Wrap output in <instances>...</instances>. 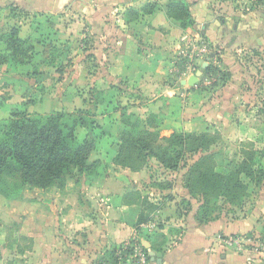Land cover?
I'll return each instance as SVG.
<instances>
[{
	"label": "crops",
	"instance_id": "crops-1",
	"mask_svg": "<svg viewBox=\"0 0 264 264\" xmlns=\"http://www.w3.org/2000/svg\"><path fill=\"white\" fill-rule=\"evenodd\" d=\"M186 1L194 22L181 28L166 14L168 0H0V28L4 27L3 32H7V28L15 26L28 46V37L22 32L24 26L28 27L23 24L27 19L23 18L43 20L47 16L56 22L64 21L66 25L60 30L77 36L65 44L76 46L78 52L85 50V55L70 56L72 60L80 56L97 63L91 71L94 75L91 87L105 90L109 95L121 82L136 91L152 94L149 105L152 109L144 110L156 118L160 114L162 136L175 131L199 134L210 131L208 127L212 124L219 128L227 123V109L232 102L220 95L228 83L209 101L203 98L208 91L194 89L196 86L183 82L192 75L189 65L198 62L201 73L206 72L216 56L207 51L209 43L211 46L222 44L227 50L244 47L246 41L232 37V34L239 37L236 34L243 32L242 25L234 27L232 34L227 32V20L219 22L203 3L206 0ZM146 3H156L152 13L143 12L141 7ZM130 9L136 13H130ZM201 27L203 33L197 30ZM203 34L206 42L202 40ZM191 38L195 44L189 42ZM259 45L264 48V41ZM32 52L33 49L28 53L29 59L22 60L31 62ZM203 53L207 54L205 58ZM186 54L189 61H177V57L185 58ZM220 61H217V70H223ZM181 73L190 74L184 80L185 76H177ZM166 106L170 111L162 115ZM109 126L103 127L107 133L102 138H92L96 140V147L90 161L98 162L95 171L81 174L82 180L67 181V178L62 187L52 186L43 192L46 195L43 203H56L55 221L45 214L46 227L39 233L37 221L31 219L34 230L28 231L30 247L20 253L23 256L28 253L25 263L113 264L110 261L113 258L119 264L117 252L126 244L122 252L141 250L145 255L144 264H257V259L250 257L255 256L253 252L235 251L224 242L227 237L257 231L255 216L263 206L252 205L246 216L236 218L221 211L214 213L213 209L208 218H203L200 215L202 198L190 196L184 187L187 165L176 170L166 169L158 161L138 170L116 165L113 159L118 152L119 132L125 125L120 119H113ZM150 165L163 173L157 184L153 183L155 176ZM148 204L156 206L150 213ZM29 206L33 208L36 204L31 202ZM142 213L146 220L139 221Z\"/></svg>",
	"mask_w": 264,
	"mask_h": 264
},
{
	"label": "rangeland",
	"instance_id": "rangeland-1",
	"mask_svg": "<svg viewBox=\"0 0 264 264\" xmlns=\"http://www.w3.org/2000/svg\"><path fill=\"white\" fill-rule=\"evenodd\" d=\"M203 3L211 9L212 15L219 22L227 20V32L232 34L234 27L236 29L239 27L238 24H241L243 32L236 34L240 38L233 36L234 34L232 37L246 41L244 47L239 46L227 50L222 44L211 46L209 43L207 51L216 53V56L210 63V71H203L199 75L200 80L194 84L196 86L194 89L209 92L203 98L207 97L206 99L210 101L215 98L218 89L228 83V87L220 95H225L232 102V106L236 105L233 110L232 106L227 109L228 122L221 124L220 129L217 124L208 127L210 132L217 131L221 136L209 152L213 155L215 170L224 174L241 160L244 150H264V48L259 45L261 41H264V0H206ZM23 19H27L23 24L28 27L24 26L25 29H22L24 34L21 33L24 37L27 36L30 44L33 45V56L31 62H25L22 58L21 60L8 58L5 62L0 63V131L7 123L10 114L16 110L50 114L54 111L75 112L77 109H86L89 111L90 117L95 116V120L99 123L97 129L89 130L93 139L102 138L100 136L107 133L105 129L110 128V122L113 119L122 121L125 118L124 113L135 114L141 119H145L149 115L144 109L147 108L151 111L152 106L149 105L153 98L152 94L136 91L134 87L124 86L121 82L109 95L105 94L104 102L95 99L96 96L92 90L96 88L91 87V79H93L91 71L94 70L97 63L86 61L80 56L78 59L72 60L73 58L70 56L75 53H77L76 55H85V50H82L81 47V51H79L81 53H79L76 46L65 44L77 36L74 33L60 30L66 25L64 21L56 22L52 17L47 16L43 20L30 19L28 21V18ZM203 29V27L197 28L201 33H203ZM3 30L4 27L0 28V36L5 34ZM203 36L204 34L202 40L206 42L207 37ZM189 42L195 44L193 38ZM4 47V43L0 40L1 53L6 52ZM206 56L207 54L203 53L202 58ZM86 58L89 59L90 56H86ZM177 58L179 62L190 59L188 54L185 58L183 55ZM218 60H221L220 65L223 70H217ZM196 63L197 65H189L191 74L201 70L199 63ZM226 64L230 66V69H226ZM58 67L61 70H58ZM188 74L190 73H181L177 76H185L183 77L185 80ZM234 98L235 100H233ZM169 111L170 108L166 106L162 115H166ZM136 117H132V119ZM159 119H162L160 114L153 122L154 125H157L159 136H162ZM86 131L87 129L80 128L78 136L84 137ZM107 143L108 141L103 142L102 145ZM97 151L98 149H96ZM96 152L95 155H97ZM197 156L187 155L181 167L188 166ZM146 161L147 163L142 168L148 167L150 162H157L155 158ZM150 168L155 176L153 183L157 184L163 173L153 168L152 165ZM82 176L77 174V177H69L67 181L82 180ZM245 181L248 184V191L244 204L240 207L239 205L237 207L236 205L223 204L220 199L215 198H211L210 204L214 206V213L221 211L231 218L246 216L252 205L263 206L255 216L258 225L257 231L246 233L248 236L258 237V241H261L264 239V180L258 186L248 180ZM160 182L164 183L162 180ZM45 189L24 186L19 192L9 197L0 194V264L28 262V253H25L26 258L20 253L23 254V251H28L30 247L28 231L34 230L32 218L33 221H37L39 233L46 227L45 221H43L45 214L54 217L52 221L54 223L57 213L56 203L55 201L49 204L43 203L46 196L43 193ZM79 194L78 192V197H80ZM51 195H53L52 199H55L54 194ZM31 202L36 206L31 208L29 206ZM185 207L188 208L187 205ZM147 210L150 213L152 209L147 208ZM46 230L51 229L47 228ZM53 230L55 232L54 228ZM255 249L257 250L253 252L255 256L250 257H255L257 264H264V245L258 244Z\"/></svg>",
	"mask_w": 264,
	"mask_h": 264
},
{
	"label": "trees",
	"instance_id": "trees-1",
	"mask_svg": "<svg viewBox=\"0 0 264 264\" xmlns=\"http://www.w3.org/2000/svg\"><path fill=\"white\" fill-rule=\"evenodd\" d=\"M156 6V3H146L141 8L143 12L152 13ZM129 12L135 14L136 10L130 9ZM166 14L181 28L193 25L186 0H168ZM0 40L6 50L0 52V63L10 57L29 59L28 53L33 47L30 43L26 46L15 26L1 35ZM210 69L211 65L205 71ZM58 70L61 68L58 67ZM92 91L95 99L104 102L105 90ZM124 116L122 123L125 129L119 132L118 152L113 162L138 170L147 163L146 160L155 158L164 168L176 170L184 164L187 155H198L188 164L184 187L190 196L199 195L202 198L200 215L203 218H208L207 214L210 216L213 212L211 198L240 207L248 191L245 180L256 186L264 180V150H244L241 160L223 174L215 170L213 155L209 152L220 138L217 131L199 134L175 131L169 136H159L157 125L153 122L155 114L150 113L145 119L130 113H124ZM92 117L86 109L50 114L13 111L0 131V194L9 197L24 186L41 189L62 187L69 177L94 172L98 162L90 161L96 146L89 130L99 125L95 116ZM80 128L87 129L82 138L78 136ZM146 207L151 211L156 208L152 204ZM143 219L146 220L145 213L140 215L139 221ZM110 261L116 264L115 259Z\"/></svg>",
	"mask_w": 264,
	"mask_h": 264
},
{
	"label": "built area",
	"instance_id": "built-area-1",
	"mask_svg": "<svg viewBox=\"0 0 264 264\" xmlns=\"http://www.w3.org/2000/svg\"><path fill=\"white\" fill-rule=\"evenodd\" d=\"M152 227L155 226V223L152 222ZM258 237L248 236V235H234L225 238V245L227 247H230L234 249L235 251L242 252L245 250L254 252L257 251L255 247L259 244L264 245V239L261 241H258ZM126 244L122 246V249L117 252V258L119 264H144L145 262V255L142 253L141 250H138L137 248L134 249L133 253H124L122 252L123 249H125Z\"/></svg>",
	"mask_w": 264,
	"mask_h": 264
},
{
	"label": "water",
	"instance_id": "water-1",
	"mask_svg": "<svg viewBox=\"0 0 264 264\" xmlns=\"http://www.w3.org/2000/svg\"><path fill=\"white\" fill-rule=\"evenodd\" d=\"M200 74L201 71L199 70L195 74H192L186 81L183 82H186L188 85L193 86L198 81Z\"/></svg>",
	"mask_w": 264,
	"mask_h": 264
}]
</instances>
